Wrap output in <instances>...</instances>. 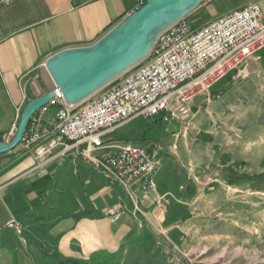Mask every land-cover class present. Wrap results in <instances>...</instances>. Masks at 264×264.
Segmentation results:
<instances>
[{
	"label": "crops",
	"instance_id": "obj_1",
	"mask_svg": "<svg viewBox=\"0 0 264 264\" xmlns=\"http://www.w3.org/2000/svg\"><path fill=\"white\" fill-rule=\"evenodd\" d=\"M136 1L15 0L0 9V140L16 131L24 107L38 96L36 88L45 93L55 87L46 60L63 49L94 44ZM250 2L264 15V0H204L192 13L204 24ZM42 117L43 127L52 131L54 108ZM131 123L114 132H131ZM54 138L52 131L30 151L18 145L0 155V264L107 263L104 256H122L123 243L139 228L135 213L150 208L151 200H142L147 207L139 208L135 197L109 181L92 153H62L63 145H51ZM155 180L153 199L162 192V177ZM117 210L121 217L114 221ZM10 220L22 228H8Z\"/></svg>",
	"mask_w": 264,
	"mask_h": 264
},
{
	"label": "rangeland",
	"instance_id": "obj_2",
	"mask_svg": "<svg viewBox=\"0 0 264 264\" xmlns=\"http://www.w3.org/2000/svg\"><path fill=\"white\" fill-rule=\"evenodd\" d=\"M262 55L214 85L209 102L196 97L188 123L137 118L131 132L114 134L157 151L162 192L136 195L139 208L146 199L150 208L135 213L140 225L122 256L104 264H264V183H237L231 172L264 174Z\"/></svg>",
	"mask_w": 264,
	"mask_h": 264
},
{
	"label": "built area",
	"instance_id": "obj_3",
	"mask_svg": "<svg viewBox=\"0 0 264 264\" xmlns=\"http://www.w3.org/2000/svg\"><path fill=\"white\" fill-rule=\"evenodd\" d=\"M13 1L0 0V9ZM145 3L137 0L129 15ZM262 49L264 15L257 2L201 25L185 16L161 31L150 53L122 78L82 102H67L55 86L54 97L34 113L19 145L30 151L53 131V147L63 145L62 153L71 149L92 153L93 164L109 181L122 186L129 198L139 193L149 198L157 187V151L150 144L115 139V129L137 118L188 123L194 115L192 100L202 96L210 101L214 85ZM36 89L38 96L43 94ZM50 108L55 111L52 131L42 125V116ZM162 199L157 202L159 208H163ZM120 217L118 210L112 215L114 221ZM7 227L21 229L22 225L10 220Z\"/></svg>",
	"mask_w": 264,
	"mask_h": 264
},
{
	"label": "water",
	"instance_id": "obj_4",
	"mask_svg": "<svg viewBox=\"0 0 264 264\" xmlns=\"http://www.w3.org/2000/svg\"><path fill=\"white\" fill-rule=\"evenodd\" d=\"M204 0H146L90 46L63 49L45 66L64 99L80 103L144 59L161 31L192 13ZM55 95L53 89L30 100L14 137L0 140V155L22 141L34 113Z\"/></svg>",
	"mask_w": 264,
	"mask_h": 264
},
{
	"label": "trees",
	"instance_id": "obj_5",
	"mask_svg": "<svg viewBox=\"0 0 264 264\" xmlns=\"http://www.w3.org/2000/svg\"><path fill=\"white\" fill-rule=\"evenodd\" d=\"M232 173V180L237 183H243V182H251L254 186H260L264 183V174H241L238 172H235L231 170Z\"/></svg>",
	"mask_w": 264,
	"mask_h": 264
}]
</instances>
